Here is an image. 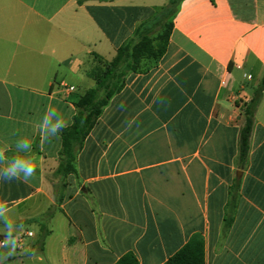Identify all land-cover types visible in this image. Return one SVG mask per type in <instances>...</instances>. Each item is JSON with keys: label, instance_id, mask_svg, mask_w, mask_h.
Returning a JSON list of instances; mask_svg holds the SVG:
<instances>
[{"label": "crops", "instance_id": "1", "mask_svg": "<svg viewBox=\"0 0 264 264\" xmlns=\"http://www.w3.org/2000/svg\"><path fill=\"white\" fill-rule=\"evenodd\" d=\"M168 1L0 0V147L12 156L26 137L36 165L30 184L0 180V264H115L127 253L165 264L194 234L206 264H264V92L238 168L243 107L264 76V0H184L166 54L113 97L56 202L62 140L42 142L46 111L71 125L95 86L94 56L112 60ZM53 206L40 250L32 219ZM27 231L34 237L17 250Z\"/></svg>", "mask_w": 264, "mask_h": 264}, {"label": "trees", "instance_id": "2", "mask_svg": "<svg viewBox=\"0 0 264 264\" xmlns=\"http://www.w3.org/2000/svg\"><path fill=\"white\" fill-rule=\"evenodd\" d=\"M93 0H78L79 4ZM105 2L108 0H95ZM184 0H169L150 20L137 26L132 37L123 43L115 57L107 61L94 56L95 65L89 70L95 87L88 89L75 103L76 113L69 127L59 133L62 140L59 164L53 173V190L57 204L64 198L66 179L77 174V156L87 137L96 126L105 108L113 97L121 93L132 74L145 73L156 65L166 54L174 30V18ZM264 92V76L254 91L250 101L243 107L245 124L239 137L238 168L245 169L250 152V139L255 124V114ZM241 189V180L235 179L229 188V201L224 216V229L228 230L234 222ZM57 211L53 206L44 214L32 219L39 227L37 246L43 249L51 231L49 221ZM115 264H139L133 253L122 256ZM165 264H206L205 240L201 234H194Z\"/></svg>", "mask_w": 264, "mask_h": 264}, {"label": "clouds", "instance_id": "3", "mask_svg": "<svg viewBox=\"0 0 264 264\" xmlns=\"http://www.w3.org/2000/svg\"><path fill=\"white\" fill-rule=\"evenodd\" d=\"M69 127V121L55 110L46 111L39 126L42 142H50V138H57L58 134ZM16 153L9 156V148L0 147V180L20 181L30 184L36 173L35 157L31 155V141L24 137L15 142ZM5 210V201L0 198V215Z\"/></svg>", "mask_w": 264, "mask_h": 264}, {"label": "built area", "instance_id": "4", "mask_svg": "<svg viewBox=\"0 0 264 264\" xmlns=\"http://www.w3.org/2000/svg\"><path fill=\"white\" fill-rule=\"evenodd\" d=\"M249 78H250V76H249ZM223 84H225V82H223ZM33 237H34V233L31 231H27L24 234L18 236L15 239V246H16L17 250H22L25 246V240L28 238H33ZM5 244L6 243L4 241L1 242V246H5Z\"/></svg>", "mask_w": 264, "mask_h": 264}, {"label": "water", "instance_id": "5", "mask_svg": "<svg viewBox=\"0 0 264 264\" xmlns=\"http://www.w3.org/2000/svg\"><path fill=\"white\" fill-rule=\"evenodd\" d=\"M241 174H242V173H241V172H239V173H238V176H241Z\"/></svg>", "mask_w": 264, "mask_h": 264}, {"label": "rangeland", "instance_id": "6", "mask_svg": "<svg viewBox=\"0 0 264 264\" xmlns=\"http://www.w3.org/2000/svg\"><path fill=\"white\" fill-rule=\"evenodd\" d=\"M95 87V86H94ZM12 243V242H11Z\"/></svg>", "mask_w": 264, "mask_h": 264}]
</instances>
